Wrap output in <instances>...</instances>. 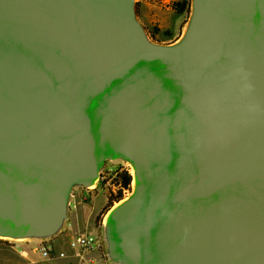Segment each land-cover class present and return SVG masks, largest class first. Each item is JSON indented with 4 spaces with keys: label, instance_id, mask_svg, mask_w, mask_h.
Here are the masks:
<instances>
[{
    "label": "water",
    "instance_id": "water-1",
    "mask_svg": "<svg viewBox=\"0 0 264 264\" xmlns=\"http://www.w3.org/2000/svg\"><path fill=\"white\" fill-rule=\"evenodd\" d=\"M115 159V261L264 264V0H195L177 45L135 0H0V233L55 236Z\"/></svg>",
    "mask_w": 264,
    "mask_h": 264
},
{
    "label": "rangeland",
    "instance_id": "rangeland-1",
    "mask_svg": "<svg viewBox=\"0 0 264 264\" xmlns=\"http://www.w3.org/2000/svg\"><path fill=\"white\" fill-rule=\"evenodd\" d=\"M184 2L187 3L189 0H135L137 17L152 42L161 45H177L183 40L194 12V0H191V13H179L178 4ZM111 167L128 171L132 174L131 161L123 159L109 160L101 171L95 188L89 189L84 186H74L69 196L68 217L61 228L62 230L66 223L69 222L74 230L84 231L98 239H103L108 252V223L112 208L108 211L107 204L110 197L117 196L120 191H123L120 184L113 183L114 180L105 185L100 179ZM132 191L133 188L131 186L126 194L123 192V199L130 197ZM30 239L37 238H27L23 241ZM11 242L14 241L0 239V264L21 261L17 253L12 249ZM107 264L120 263L109 255Z\"/></svg>",
    "mask_w": 264,
    "mask_h": 264
},
{
    "label": "built area",
    "instance_id": "built-area-1",
    "mask_svg": "<svg viewBox=\"0 0 264 264\" xmlns=\"http://www.w3.org/2000/svg\"><path fill=\"white\" fill-rule=\"evenodd\" d=\"M117 174L118 168L111 167L100 179L108 185L111 180H115ZM128 191L129 189L123 190L124 194ZM11 247L30 264L39 260L57 262L69 257L82 264H107L109 260V252L103 239L84 231H76L69 222L53 237L14 241L11 242Z\"/></svg>",
    "mask_w": 264,
    "mask_h": 264
},
{
    "label": "bare ground",
    "instance_id": "bare-ground-1",
    "mask_svg": "<svg viewBox=\"0 0 264 264\" xmlns=\"http://www.w3.org/2000/svg\"><path fill=\"white\" fill-rule=\"evenodd\" d=\"M195 1V0H194ZM194 3V2H193ZM194 7V4H193ZM132 175H133V181H132V188L133 191L131 193V196L128 198H125L121 200L120 202H117L113 207L112 210L110 211L111 214L115 213L118 211L121 207H123L131 198H133L139 188V182H140V172L139 168L135 163H132ZM99 177H96L95 180L84 187L93 189L96 187V183ZM30 235L28 234H8V233H0V239H6L9 241H23L27 238H29ZM34 238V237H33Z\"/></svg>",
    "mask_w": 264,
    "mask_h": 264
},
{
    "label": "trees",
    "instance_id": "trees-1",
    "mask_svg": "<svg viewBox=\"0 0 264 264\" xmlns=\"http://www.w3.org/2000/svg\"><path fill=\"white\" fill-rule=\"evenodd\" d=\"M191 0L187 3H179L178 4V11L179 13L183 14L185 12L191 13ZM133 181V176L128 171H122L121 169H118L117 177L114 180V184H121L123 190L124 189H130L131 184ZM124 194L123 191H120L117 196H112L109 198L108 204H107V210L109 211L117 202H120L123 200Z\"/></svg>",
    "mask_w": 264,
    "mask_h": 264
},
{
    "label": "crops",
    "instance_id": "crops-1",
    "mask_svg": "<svg viewBox=\"0 0 264 264\" xmlns=\"http://www.w3.org/2000/svg\"><path fill=\"white\" fill-rule=\"evenodd\" d=\"M16 252V251H14ZM17 253V252H16ZM18 257L21 259L20 262H11V263H2V264H30L29 262H27L24 258H22L18 253H17ZM110 255V253H109ZM111 257V256H110ZM112 258V257H111ZM120 264H124L122 262L117 261ZM34 264H82L80 263L78 260H76L73 257H69L68 259L65 260H59L57 262H51V261H38L37 263Z\"/></svg>",
    "mask_w": 264,
    "mask_h": 264
}]
</instances>
